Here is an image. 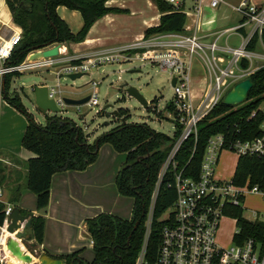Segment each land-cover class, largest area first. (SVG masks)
Returning <instances> with one entry per match:
<instances>
[{
    "label": "trees",
    "instance_id": "obj_1",
    "mask_svg": "<svg viewBox=\"0 0 264 264\" xmlns=\"http://www.w3.org/2000/svg\"><path fill=\"white\" fill-rule=\"evenodd\" d=\"M5 1L13 23L22 33L20 43L7 61V65L11 66L22 64L28 55L39 48L83 42L88 35V30L95 22L109 13L124 12L123 9L107 7L106 2L109 0ZM151 1L161 16L156 26L147 28L144 38L154 34L181 33L186 19L182 10L175 9L164 0ZM58 7H65L81 15L82 26L77 33L70 32L68 25L57 15ZM240 66L247 68L248 65L241 63ZM19 76L20 73L13 72L2 77V94L7 104L26 116L28 123L21 146L32 152L35 157L26 161L25 183L12 190L10 205L17 204L21 190L26 189L34 194L37 211L44 210L50 199L52 176L59 172L85 170L95 162L99 149L109 144L117 153L126 154L125 163L115 176V186L120 196L130 197L133 200L131 217L123 220L112 214H100L85 222L93 245L91 262L84 261L80 257V251L52 258L59 259L64 264H134L147 230L148 209L158 172L173 148V143L180 131L175 130L173 136L169 137L162 132L152 130L145 124L126 123L129 112L118 110L115 116L120 119L124 117L123 123L106 134L100 135L90 144L83 130L68 118L58 115L46 116L43 125L37 124L33 116L27 113L20 99L17 96L11 97L9 94L13 78ZM248 79L252 87L243 103L235 107L218 104L197 124L196 139L190 137L183 142L175 161L178 163L177 170L184 169L185 176H191L193 175L191 172H197L199 169L202 154L210 136L220 134L230 140L241 141H250L260 136L259 126L263 115L259 106L264 103V67L254 71ZM165 110L171 111L172 108L168 104ZM252 113L255 114L254 117ZM2 173L0 166V184L4 180ZM232 181L236 187L240 188L245 185L248 188L253 186L263 188L264 154L238 157ZM170 182L172 177L165 175L153 205L147 243V251L151 257L156 253L160 231L165 224L161 217L175 201L174 189L172 186L168 187ZM5 208L3 202H0V227L4 221ZM19 212L27 215L22 210ZM226 213L237 220L239 234L235 235L233 240L240 243L246 238H252L260 244V254L264 255V222L248 221L242 217V208L235 206L229 207ZM43 227L44 218L33 217L31 229L33 240L38 245L43 240ZM12 263L17 264L14 260Z\"/></svg>",
    "mask_w": 264,
    "mask_h": 264
},
{
    "label": "built area",
    "instance_id": "obj_2",
    "mask_svg": "<svg viewBox=\"0 0 264 264\" xmlns=\"http://www.w3.org/2000/svg\"><path fill=\"white\" fill-rule=\"evenodd\" d=\"M168 3L175 4V0H169ZM221 3H224V0H211L210 7H219ZM232 11L236 12L241 20L237 28L245 29L236 48L221 49L215 42L209 46L202 45L195 34H183V31L189 30L185 28H182L181 33L154 34L132 45L133 50L142 51L141 61L152 65L157 64L162 72H168L171 83L175 79L172 86L174 97L169 103L172 110L166 111L165 107L164 110L168 113V118L174 121L175 126L183 128L158 172L148 209L147 230L134 264H264V255L260 254V244L252 238H246L240 243L233 240V244L226 250L215 242L218 221L227 215L229 207L242 208V217L247 219L244 216L247 210L243 207L246 196L259 195L264 200V187L253 186L246 189L245 185L240 188L236 187L232 180H222L216 176L219 156L223 150L232 151L238 157L264 154V105L259 107L263 115L259 126L260 136L250 141L230 140L220 134L210 136L202 154L200 167L197 172H191L193 173V175L190 174L191 176H185L184 169L177 170L178 163L175 161L183 142L190 137L196 139L197 124L222 102L230 84L248 79L254 71L264 67V3L259 5L255 0H240L232 7ZM10 34L9 37L0 41V76L2 77L7 73L23 74L28 71L54 69L61 66L56 72L57 81L59 77L66 75H86L91 68L118 60V56L113 53L93 55L83 60L74 57L60 59L59 57L65 56L66 53L64 49L59 48L60 54L56 58L26 60L18 66H11L7 65V61L20 43L22 33L19 30ZM221 35L222 33L217 35L216 40ZM258 45L261 51L255 53ZM220 51L228 55L227 61L221 59L222 56H215V53ZM194 56H200L201 60L205 61L212 77V82L195 96L191 93L192 84L189 78L191 60ZM74 61L79 63H72ZM221 63H225V66H220ZM241 63H247V68H241ZM91 85L95 87L97 83L92 82ZM46 86L48 98L53 99L56 105L63 109L65 104L59 85L46 84ZM89 97L90 101L86 106H98L96 93L91 92ZM254 116L255 114L252 113V117ZM165 175L172 177L168 187H173L176 197L171 207L161 217L165 224L160 231L156 253L151 257L147 251V243L152 209ZM1 195L0 188V197ZM0 202H2L1 199ZM10 210L8 206L4 210L5 217L0 231L8 226ZM247 220L264 222V213H253L252 218ZM238 234L239 230L236 235ZM1 264H3L2 261Z\"/></svg>",
    "mask_w": 264,
    "mask_h": 264
},
{
    "label": "crops",
    "instance_id": "obj_3",
    "mask_svg": "<svg viewBox=\"0 0 264 264\" xmlns=\"http://www.w3.org/2000/svg\"><path fill=\"white\" fill-rule=\"evenodd\" d=\"M164 1L175 9L182 10L186 16L183 28L189 29L183 31V34H195L202 45L209 46L215 42L221 49L236 48L245 33V29L237 28L241 20L239 15L232 11V7L237 5L240 0H224V3L216 8L210 7L211 0H175V4L168 3L169 0ZM263 3L264 1L257 4L261 5ZM106 6L119 10L123 9L124 12L120 14L109 13L95 22L88 30V35L83 42L60 44V48L64 49V53H66L65 56L61 55L60 59L74 57L83 60L93 55L113 53V55L118 56V60L105 63L141 60L140 56L138 59L132 58L134 52L140 51V54L142 53L140 49L133 50L132 45L146 39L144 33L147 28L158 24L161 14L155 4L151 0H109L106 2ZM59 8L56 10L57 15L65 23L67 21L64 16L75 17L76 15L72 14L78 13L74 11V13L68 15L64 12L66 9L61 7L63 15H59ZM79 18L75 17V22L73 21L74 29L70 27L69 22L66 23L69 25L70 32L77 33L81 28V15ZM16 31H19V28L13 23L6 1L0 0V41ZM221 33L222 35L218 36L219 38L216 40V36ZM259 47L258 45L255 49ZM215 56H222L221 59L227 61L226 57L228 55L220 51L215 53ZM26 60L28 59L26 58L23 62ZM191 61L189 78H191L192 89L197 90L195 93L197 95L212 82V77L205 61H202L200 56H194ZM221 65L225 66V63H221ZM60 67L57 66L52 71L47 72L54 79H57L56 72ZM92 82L95 81L91 80L89 82V88L91 92L97 95L99 82H95L97 83L95 87H92ZM34 85L36 84L31 86ZM40 85H46V83ZM2 89V76H0V166L4 176L3 183L0 184L2 191L0 199L6 207H17L26 213H32L34 217L42 216L44 218L42 243L38 245L34 240H28L27 242L29 249L36 251L37 257L41 254L60 257L80 251V257L86 262H91L93 259V245L85 222L100 214H112L123 220L131 217L133 200L130 197L120 196L115 186V176L124 163L122 157L125 153H117L109 144L103 145L99 149L95 162L85 170L59 172V174L53 175L50 180V199L48 205L42 211H37L36 198L32 192L26 189L21 190L18 203L10 205L12 190L17 186H23L25 183L27 172L25 163L28 159L34 158L35 155L21 146L28 123L27 118L7 104L3 99ZM59 90L62 95L63 92L60 87ZM71 95L79 98L78 93ZM88 142L90 143L89 139ZM216 176L222 180L226 179L217 173ZM226 180H229V178ZM249 196L259 202H264L259 195ZM246 198L243 203H245ZM12 237L13 235H10L3 245L4 259L7 264H11L12 260L23 261L20 256L13 255L7 248V242ZM18 243L21 244V242Z\"/></svg>",
    "mask_w": 264,
    "mask_h": 264
},
{
    "label": "rangeland",
    "instance_id": "obj_4",
    "mask_svg": "<svg viewBox=\"0 0 264 264\" xmlns=\"http://www.w3.org/2000/svg\"><path fill=\"white\" fill-rule=\"evenodd\" d=\"M262 1L264 0H255L256 3H261ZM60 8L59 15H63V9ZM64 12L68 15L74 13L73 10L70 11L68 9L64 10ZM72 15H76L75 17L80 19V15L78 13ZM75 17L64 16L67 21L66 23L68 24L69 22L72 29L75 28L72 25L73 21L75 22ZM260 51L261 48L259 47L254 52L257 53ZM140 55V51L134 52L132 54V58L138 59ZM28 56L26 58H28ZM52 70L53 69L51 68L24 72L19 77L13 78L11 88L9 90L11 97L17 96L22 105L25 107L27 113L33 115L35 122L39 125L44 124L46 116H53V114L39 111L35 108L34 99H32V95L29 91V87L31 85L46 83L54 86L57 84L63 92V98L80 100L90 95L91 90L89 88V82L92 80L99 82L97 87V96L99 97L98 106H65L61 113L57 114L58 116L68 118L75 122L76 125L83 130L84 134L88 136L90 143H92L100 135L104 133L106 134L112 128L123 123L122 121L124 117L120 119L113 113L118 110H127L129 112V117L125 120L126 123L145 124L152 130L162 132L169 137L173 136L175 128L176 131L179 130L180 132L183 129L179 126H175L174 121L171 118H168V113L164 110V107L172 102L174 95L169 73L162 72L157 64L152 65L149 62H143L141 60L120 61V63H105L97 66L96 68H91L88 74L82 75L80 78L73 80V82L64 77H59L57 81H54L56 78L54 79L53 76L47 72ZM237 82L230 84L231 86H229L227 90L237 84ZM124 83H127L128 86L135 88L137 92L145 98L148 102L147 109H144L134 98H130L126 95L125 88L122 87ZM196 92L197 90L194 88L191 90L193 96L196 95ZM73 93H78L79 98H75V95H71ZM154 100L157 101L154 102ZM262 105L264 104H260V107ZM105 124H107V126H104ZM125 156L126 154L122 157L123 162L125 161ZM237 158L238 156L234 152L223 150V153L219 156L216 173L223 178H229V180H232ZM244 188L247 189L248 186L246 185ZM246 197L247 198L245 203H243V207L248 210L244 214L247 219H251L253 213H264V202H259L249 195ZM238 230L235 218L228 215L223 216L218 221L215 242L221 248L226 250L233 244L234 236ZM27 250L34 258H37L35 250ZM0 254L1 261L3 263L5 255L1 249Z\"/></svg>",
    "mask_w": 264,
    "mask_h": 264
},
{
    "label": "water",
    "instance_id": "obj_5",
    "mask_svg": "<svg viewBox=\"0 0 264 264\" xmlns=\"http://www.w3.org/2000/svg\"><path fill=\"white\" fill-rule=\"evenodd\" d=\"M59 48L60 44L50 45L43 48H39V50L34 51L28 56L29 61H39V59H48V58H56L59 56ZM81 74H73V75H66L64 78L70 80L73 82V80L80 78ZM175 79L172 80L171 87L174 85ZM122 87L125 88L126 95L130 98H134L140 105L147 109L148 102L145 100L143 96H141L137 90L133 87L128 86L127 83H124ZM252 83L250 79H244L231 88H229L225 95L222 98L221 104L226 106L235 107L239 104L243 103L248 95V91L251 89ZM30 94L32 95V99H34V105L35 108L39 111L51 113L53 115H57L58 113H61L62 108L58 107L55 103V101L51 98H48V87L46 85H40V86H31L29 87ZM90 101V97H86L84 99L76 100V99H68L63 98V102L65 106H81L86 105ZM114 115L116 112H113ZM104 126H107L105 124ZM8 218V226L6 228V231L11 235L13 234L14 237H12L7 242V248L14 254L18 256H22L23 260L27 264H64L61 260L55 259L50 257L47 254H41L37 257V261H32V255L29 253L27 249L28 247V238L30 240H33V231L31 229V222L34 217V215L30 212H27V215H22L19 212V209L17 207H11L10 213ZM20 245L24 247L27 253L21 252Z\"/></svg>",
    "mask_w": 264,
    "mask_h": 264
},
{
    "label": "bare ground",
    "instance_id": "obj_6",
    "mask_svg": "<svg viewBox=\"0 0 264 264\" xmlns=\"http://www.w3.org/2000/svg\"><path fill=\"white\" fill-rule=\"evenodd\" d=\"M1 232V235H0V249L1 251H3L4 253V248H3V245L5 244V241L9 238L10 234L6 231L5 228H2V230L0 231ZM13 235V234H11ZM14 237V236H13ZM22 250L21 252H24V247L22 246H19ZM26 252V250H25ZM12 253V252H11ZM14 255V254H13ZM20 258L23 260L22 256H20ZM17 264H27L24 260L23 261H17V260H14ZM32 261L33 262H36L37 261V258H34L32 257ZM3 263L7 264L6 260L4 259Z\"/></svg>",
    "mask_w": 264,
    "mask_h": 264
}]
</instances>
